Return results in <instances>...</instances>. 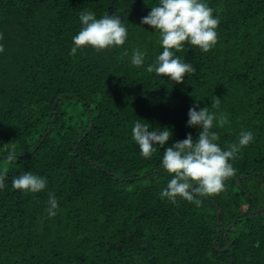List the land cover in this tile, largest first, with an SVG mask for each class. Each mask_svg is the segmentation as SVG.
Returning <instances> with one entry per match:
<instances>
[{
    "label": "trees",
    "instance_id": "trees-1",
    "mask_svg": "<svg viewBox=\"0 0 264 264\" xmlns=\"http://www.w3.org/2000/svg\"><path fill=\"white\" fill-rule=\"evenodd\" d=\"M156 3L0 0V264H264V0H208L217 42L173 50L196 69L180 84L146 71L162 48L140 20ZM82 10L119 15L125 44L69 55ZM134 48L146 50L139 68ZM194 101L227 117L213 128L222 149L241 130L253 140L229 161L235 175L222 192L172 203L159 195L172 178L163 147L142 157L130 129L138 118L168 126V145L195 140L199 129L186 126ZM28 170L47 178L46 190L11 187Z\"/></svg>",
    "mask_w": 264,
    "mask_h": 264
},
{
    "label": "clouds",
    "instance_id": "clouds-1",
    "mask_svg": "<svg viewBox=\"0 0 264 264\" xmlns=\"http://www.w3.org/2000/svg\"><path fill=\"white\" fill-rule=\"evenodd\" d=\"M79 31L72 36V47L69 55H75L82 47H90L100 52L125 44L128 30L121 17L104 13L97 17L92 10L79 13ZM219 23L208 0H157L155 6L141 18V25H148L151 32L158 33L162 51L155 56L146 71L161 77H167L176 84L184 82L187 74L196 69L190 62L174 54L185 44L197 47L202 52L209 51L217 42L216 28ZM146 31V30H145ZM148 32V31H146ZM0 52L3 45L0 44ZM127 54V53H125ZM146 50L134 48L130 63L139 68L144 64ZM220 99L213 96L210 107L215 109ZM209 106L199 107L193 103L187 111V127L199 129L196 139L186 134L182 140L167 144L172 133L168 126L152 127L148 122L136 118L130 129L131 139L144 158L151 157L157 149L163 147L161 165L172 174L159 195L172 203L177 197L191 202L195 193L212 195L225 189V180L235 175L231 161L240 147L247 146L253 140V132L241 130L238 142L222 149L217 143L219 136L214 127H224L229 123L224 114H215ZM215 121V124H214ZM168 145V146H166ZM15 154L9 151L7 159H14ZM196 182L193 184L192 182ZM48 181L43 175L31 170L13 177L11 187L27 193H40L46 190ZM5 188V173L0 171V190ZM48 215L54 216L58 208L57 198L48 193Z\"/></svg>",
    "mask_w": 264,
    "mask_h": 264
},
{
    "label": "water",
    "instance_id": "water-1",
    "mask_svg": "<svg viewBox=\"0 0 264 264\" xmlns=\"http://www.w3.org/2000/svg\"><path fill=\"white\" fill-rule=\"evenodd\" d=\"M65 96H68L66 93H62V94H60L59 95V97L55 100V103L61 98V97H65ZM55 103H54V105H53V107H55ZM89 129H90V127H89ZM75 148H76V146H74V150H75ZM261 207L260 206H258L256 209L257 210H255V211H253V212H257V211H260L261 209H260ZM248 213V211H242L239 215L240 216H242V215H245V214H247ZM219 214H220V212L218 211L217 212V217L219 218ZM235 221V220H234ZM228 230V227H226V231ZM229 248V243L227 242V244H226V246H225V249H228ZM224 249V248H223Z\"/></svg>",
    "mask_w": 264,
    "mask_h": 264
}]
</instances>
